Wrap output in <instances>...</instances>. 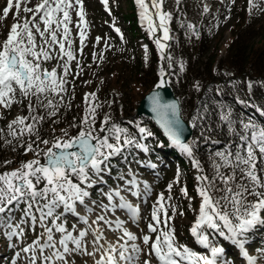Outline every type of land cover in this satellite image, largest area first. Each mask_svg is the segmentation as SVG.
I'll list each match as a JSON object with an SVG mask.
<instances>
[{"label": "snow or ice", "instance_id": "obj_1", "mask_svg": "<svg viewBox=\"0 0 264 264\" xmlns=\"http://www.w3.org/2000/svg\"><path fill=\"white\" fill-rule=\"evenodd\" d=\"M99 2L111 14L110 0ZM134 3L159 61L171 69L172 12L164 10L165 0ZM245 11L249 17L264 16V0H246ZM10 13L14 22L0 39V121L5 122L0 140L31 158L16 167H10L11 159L0 163V264H236L227 258L229 248L242 258L240 264H264V247L252 251L249 243L264 232V111L262 119H245L209 97L194 107L186 127L178 101H166L159 92L150 97L164 136L195 170V194L186 185L179 194L193 213L188 232L200 246L196 250L181 243L174 223L185 216L171 194L180 184V170L167 185L169 195L159 193L148 207L153 188L139 170L157 168L144 159L152 131L133 120L125 126L114 119L96 92L85 93L79 118L57 130L72 110L75 80L83 73L84 0H6L0 21ZM114 31L121 33L119 27ZM143 49L147 62L148 46ZM92 60L103 61V53H93ZM185 70L180 62L179 72ZM169 75L161 66L155 87L163 88ZM244 86L251 90L254 83ZM193 87L201 92L199 82ZM223 94L222 88L214 91V96ZM196 129L199 135L190 136ZM201 142L215 147L198 157Z\"/></svg>", "mask_w": 264, "mask_h": 264}, {"label": "rangeland", "instance_id": "obj_2", "mask_svg": "<svg viewBox=\"0 0 264 264\" xmlns=\"http://www.w3.org/2000/svg\"><path fill=\"white\" fill-rule=\"evenodd\" d=\"M132 2H134V0H110L111 14H109L105 11L99 0H84L86 19L88 21V39L85 42L86 47L84 48L83 56L79 57L80 63L83 66V73L75 80V98L72 102L75 104L76 108L80 107L83 109L84 105L82 101L85 93L97 92L100 90L102 93H105V97L109 99V101H115V103L112 104V107L116 106L119 114H123L124 110L131 112L130 107H126V102L129 101L128 103L130 105H134V103L140 101L145 94L146 87H143L140 82L136 81L138 79H134V72L139 63L141 64V69H146L147 62L144 59L143 45L148 46V57L151 55L150 46L143 39L132 41L131 32L128 31L130 30V28L128 29L129 25L127 23L123 25L124 22H126L125 16L132 13ZM33 3H35V0H33ZM5 4L6 0H0V15H2V8ZM205 5L209 8L208 12H204ZM187 8H189L190 12L196 15L205 13L211 14L215 21V29L217 30V40L214 43V53L218 60L226 57L227 49L233 35V29L237 27L238 24L242 23L241 20L243 14L247 13L245 11L246 0H236L235 4H232L231 0H181L179 5H177L176 0H165L164 3L165 11H177ZM133 12L139 16V10L137 7ZM21 15L24 14L21 13ZM225 17H230V19L225 20ZM262 18H258L255 23H261ZM75 19L76 17L74 16V20ZM13 22L11 13L7 20L0 21V39H3ZM139 23L146 32V24ZM114 27H119L121 33H116ZM122 27H124V30ZM75 32L76 30L73 29L74 35ZM121 34H123V40L120 39ZM160 35H162V33L158 31L157 36ZM96 37H102L99 44L95 43ZM260 38L261 37L258 36L253 44H255ZM151 39L153 40L154 38ZM105 41H107V44L109 45L107 48L105 47ZM78 43L77 38V46ZM136 43L137 46L135 45ZM93 53L97 55L103 53L104 60L93 62ZM54 63L55 61H53V64ZM47 66L51 67L52 64ZM72 66L73 69H75V62H73ZM160 67L161 65L156 67L157 73H159ZM117 75H120V79H118ZM69 79H71V77H69ZM86 81L90 83H85ZM15 114L16 112L13 110L9 119ZM123 115L127 118H131L130 120L139 123L141 126L147 127L154 133V136L147 140L150 152L144 156V159L151 160L152 162L155 161L157 168L153 171L139 170L142 177L146 179L153 188L148 207L150 208L151 201H154L159 193L163 192L166 197L169 195L167 185L173 183L176 178L177 170H180V184L173 185L171 194L173 196L172 203L177 204L179 206L178 210L185 212V216H178L174 223L177 226V233L180 237L181 243L189 244L190 246H193L194 249L200 250V246L194 244L188 232V227L192 222L193 213L187 208L188 202L179 194L180 187L183 185L187 186L190 195L195 194V170L192 169L191 165L189 167L190 169L185 166L182 167L183 165H178L176 162L177 159L172 158L170 153H163V149H159L160 153H163L161 158L159 157L154 160L152 157V150L158 146L159 141H157V137H155L152 125L144 124L140 120L136 121L135 118L130 115ZM127 121L128 119L124 120L125 126H127ZM3 127H5V122L0 121V128ZM21 156L22 155L18 152H12L11 149L5 146L3 141L0 140L1 163L4 160L11 159L14 163L10 167H16L18 166L17 162L24 159H20ZM134 170L136 169L134 168ZM132 228V231H137L134 227ZM223 243L227 244L226 241ZM249 243L252 245V251L264 247V232L251 237ZM228 253L227 258L229 260H235L236 264H240L242 258L239 260L236 259V250L234 248H229Z\"/></svg>", "mask_w": 264, "mask_h": 264}, {"label": "trees", "instance_id": "obj_3", "mask_svg": "<svg viewBox=\"0 0 264 264\" xmlns=\"http://www.w3.org/2000/svg\"><path fill=\"white\" fill-rule=\"evenodd\" d=\"M135 8L136 5L132 2V13L125 16L126 23L129 25L128 29L130 28L128 31L131 32L132 41L145 39L151 48V55L148 58L146 69H141V64L139 63L134 72V79H138L136 81L140 82L143 87H146L145 94L155 88V85L158 83L159 77L155 68L161 62L162 66H165L166 71L170 73L168 76L169 83L177 97L181 100L183 116L187 121L190 122V114L193 113L194 107L209 97H213L221 103L232 107L236 112L241 113L245 119L248 117H254L258 120L262 119L260 112L264 111L263 16L255 18L249 17L247 13H244L241 20L242 23L233 29L226 57L218 60L214 53L217 30L215 29V21L211 14L196 15L190 12L189 8L173 11V19L170 22L172 41L169 52L173 56L174 64L171 69H168L166 62L159 61L155 44L139 26L137 15L133 12ZM258 18H262L261 23H255ZM188 24H192L194 29H189L187 27ZM194 31L199 33V38L193 34ZM258 36L261 38L253 44ZM135 45L137 46V43ZM180 62L185 64L186 70L183 73L179 72ZM226 73L231 75H226ZM119 76L117 75L118 79H120ZM232 81H235V86L230 83ZM248 81L254 83V87L251 90H247L244 86ZM196 82H199L201 85V92L199 93L193 87ZM208 88L213 89V93L207 92ZM217 88H222L224 94L214 96V91ZM96 93L99 100L104 102L105 109L112 113L114 119L120 120L119 111L116 106L110 109L107 108V104L110 101L105 97V93H102L100 90ZM240 101H246L248 106L245 107ZM128 102L125 105L126 107H130L131 112L126 110L124 113L132 115L139 101H136L134 105H130ZM72 105V110L65 113L63 117L64 122L57 126V130L59 127H66L67 122L74 116L77 119L79 118L82 108H76L73 102ZM103 111L101 110L102 113ZM45 130H49L48 125H45ZM154 132L158 138L162 139L161 133L158 130L155 129ZM196 135H199L198 129L194 130V136ZM214 147L211 144L201 142L197 152L198 157L206 156ZM172 154L177 158L178 163L188 167L185 162L187 157L179 151H173ZM30 157L31 154L27 157L21 156L20 159H30Z\"/></svg>", "mask_w": 264, "mask_h": 264}, {"label": "water", "instance_id": "obj_4", "mask_svg": "<svg viewBox=\"0 0 264 264\" xmlns=\"http://www.w3.org/2000/svg\"><path fill=\"white\" fill-rule=\"evenodd\" d=\"M154 92H159L161 97L166 101H169V102L178 101L181 104L180 99L176 96L175 91L173 90L172 86L169 84V81H168V83L163 88H154L144 96V98L140 101L139 107L135 111V116L148 118L153 123V125L161 132L164 139L167 142H169L167 140V137H165L163 134V129H161L160 126L156 123V120L154 118V113L151 111L150 97L153 95ZM181 110H182V104H181ZM182 120L186 122V127H187L189 122L185 120L183 116V111H182ZM193 135H194V130H191L190 136H193Z\"/></svg>", "mask_w": 264, "mask_h": 264}, {"label": "bare ground", "instance_id": "obj_5", "mask_svg": "<svg viewBox=\"0 0 264 264\" xmlns=\"http://www.w3.org/2000/svg\"><path fill=\"white\" fill-rule=\"evenodd\" d=\"M133 229V228H132ZM228 243V242H227Z\"/></svg>", "mask_w": 264, "mask_h": 264}]
</instances>
